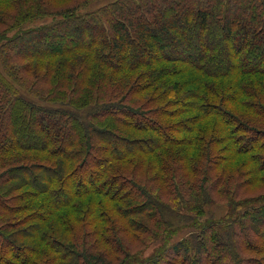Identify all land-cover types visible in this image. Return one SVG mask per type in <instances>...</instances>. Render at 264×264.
I'll return each instance as SVG.
<instances>
[{
  "label": "trees",
  "instance_id": "1",
  "mask_svg": "<svg viewBox=\"0 0 264 264\" xmlns=\"http://www.w3.org/2000/svg\"><path fill=\"white\" fill-rule=\"evenodd\" d=\"M91 1L0 0V264H264V0Z\"/></svg>",
  "mask_w": 264,
  "mask_h": 264
},
{
  "label": "rangeland",
  "instance_id": "2",
  "mask_svg": "<svg viewBox=\"0 0 264 264\" xmlns=\"http://www.w3.org/2000/svg\"><path fill=\"white\" fill-rule=\"evenodd\" d=\"M108 1H110V0H92L80 12H86V11L93 10L96 7L100 6V5L106 4ZM57 18H58V16H56V17H54V16H46V17H43V18H39V19L30 21L28 23H25L23 26L25 28H28V27H32V26L50 24L51 22H54ZM76 42H77V39L73 40V41L66 42V44L64 45L63 49H65V48H67L69 46L75 45ZM261 45L264 47V42H262ZM248 57H250V56L247 53H246V57L244 55H239L238 56V58L240 60H244L245 58L248 59ZM247 62H248V60L245 61V63H247ZM45 124H46V122L44 124H42V127H44ZM47 128L53 131L55 126L51 125V126H48ZM47 128H46V130H47ZM42 130H45V129H42ZM22 142L25 143L26 140L22 139ZM2 169H3V167L0 166V171ZM261 191H264V184H262ZM256 192L257 191H255L253 193H256ZM216 194H217V192L210 194L211 198L214 197V202H212L210 204H207L205 206V209H204L205 214L208 217L214 218V219H216L217 217H220L221 215L225 214V212L227 210V208L224 205V202H223L222 198L217 196ZM247 194H248V190L245 192V195H247ZM10 203L12 205H22L24 202L23 201H13V202L10 201ZM183 213L185 215H187V213H185V211H183ZM190 222H191V219L187 220V221H183L182 225H185V226H183L182 228H186V229H183L182 232H177L174 236L171 237L172 238L171 241H175V240L184 238V237H186L188 232H190V233L193 232L195 229L192 228L191 226H189ZM121 234H122V237H123L126 245L130 247L129 248L130 250L128 249L129 251L136 253L137 250L140 249V251L137 252L138 253L137 256L140 257V258L148 256L157 246H159L162 243V239L161 238H157L156 240H150L149 241L147 238H145L141 234H138L139 236H133V237H131L129 235H124L123 233H121ZM85 237H86V233L82 232V231H79L77 233L76 240L77 241H82ZM122 247L127 249L126 246H122ZM247 255H249V254H247Z\"/></svg>",
  "mask_w": 264,
  "mask_h": 264
}]
</instances>
